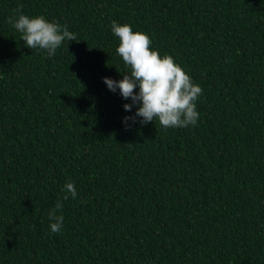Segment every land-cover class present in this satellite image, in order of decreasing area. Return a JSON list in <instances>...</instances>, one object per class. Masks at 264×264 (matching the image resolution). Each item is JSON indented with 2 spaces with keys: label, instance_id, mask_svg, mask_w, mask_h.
I'll use <instances>...</instances> for the list:
<instances>
[{
  "label": "trees",
  "instance_id": "16d2710c",
  "mask_svg": "<svg viewBox=\"0 0 264 264\" xmlns=\"http://www.w3.org/2000/svg\"><path fill=\"white\" fill-rule=\"evenodd\" d=\"M20 5L77 41L25 47ZM112 21L202 87L196 126L125 125ZM0 264H264V0H0Z\"/></svg>",
  "mask_w": 264,
  "mask_h": 264
},
{
  "label": "clouds",
  "instance_id": "9594fccd",
  "mask_svg": "<svg viewBox=\"0 0 264 264\" xmlns=\"http://www.w3.org/2000/svg\"><path fill=\"white\" fill-rule=\"evenodd\" d=\"M23 5L14 10L17 15L10 16L8 23L21 34L24 46L46 52L53 57L57 49L67 41H77L76 35L56 21H49L45 16L29 17L22 12ZM112 34L119 39V46L115 49L129 71L123 79L116 81L104 77L103 82L112 92L120 91L125 99H131V104H125L126 111H131L133 105L137 111L133 116L124 118L127 126L129 121L146 125L149 122L159 121L165 130L169 128H187L196 126L199 120L197 101L203 94L200 85L193 82L182 67L175 63L171 55H163L150 49V36L142 32H134L129 24L111 22ZM118 71V70H117ZM139 88V92L135 91ZM61 192L62 200L71 197L77 198L75 184L68 181ZM62 200H57L49 211L48 218L51 232L59 234L63 227L64 216L57 215L63 208Z\"/></svg>",
  "mask_w": 264,
  "mask_h": 264
}]
</instances>
